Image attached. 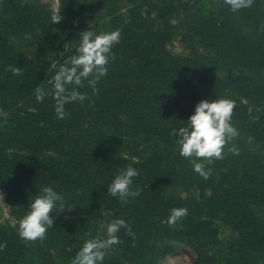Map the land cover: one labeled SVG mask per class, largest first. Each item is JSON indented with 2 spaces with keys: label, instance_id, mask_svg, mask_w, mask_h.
Returning a JSON list of instances; mask_svg holds the SVG:
<instances>
[{
  "label": "trees",
  "instance_id": "obj_1",
  "mask_svg": "<svg viewBox=\"0 0 264 264\" xmlns=\"http://www.w3.org/2000/svg\"><path fill=\"white\" fill-rule=\"evenodd\" d=\"M0 200V264H264V0H0Z\"/></svg>",
  "mask_w": 264,
  "mask_h": 264
},
{
  "label": "rangeland",
  "instance_id": "obj_2",
  "mask_svg": "<svg viewBox=\"0 0 264 264\" xmlns=\"http://www.w3.org/2000/svg\"><path fill=\"white\" fill-rule=\"evenodd\" d=\"M45 4H48L53 10L56 8V0H39ZM171 53L175 55H184L187 50L179 43L178 40L172 41L168 46ZM166 195L174 194L179 195L178 191H167ZM0 213L2 220L11 219L9 215L8 207L0 200ZM217 228L219 230V238L223 243L231 240V234L224 225L218 223ZM160 264H195L194 255L190 249L185 247H177L173 253H167L161 260Z\"/></svg>",
  "mask_w": 264,
  "mask_h": 264
}]
</instances>
